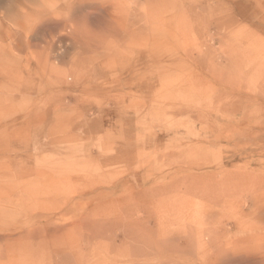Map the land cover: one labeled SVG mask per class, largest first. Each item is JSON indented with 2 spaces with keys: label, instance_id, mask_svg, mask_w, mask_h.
<instances>
[{
  "label": "rangeland",
  "instance_id": "obj_1",
  "mask_svg": "<svg viewBox=\"0 0 264 264\" xmlns=\"http://www.w3.org/2000/svg\"><path fill=\"white\" fill-rule=\"evenodd\" d=\"M70 1L0 0V237H20L9 243L11 260L0 264H46L32 263L26 249L25 236L37 226L45 234L39 242L44 237L67 252L93 232L99 255L84 259L95 258L94 264H114L119 252L143 259L133 239L149 234L150 264H239L246 253L264 254V0H186L197 7L187 18L183 77L161 88L148 84L156 66L145 55L121 60L105 45L94 64V50L80 57L75 38L83 24L68 15ZM60 5L65 29L56 35L64 38L34 41L24 34L27 18ZM78 58H85L79 68L88 75L74 85L58 73ZM120 61L126 69L112 74L111 63ZM132 68L139 69L136 84L112 90L114 78L124 80ZM165 73L175 78L178 69ZM251 192L260 203L255 216L249 200L245 206ZM149 217L157 221L150 227ZM158 222L171 233L158 234ZM54 226L70 228L54 232ZM122 228L132 240L111 239ZM190 229L199 230L197 241H217L183 249L176 235ZM216 247L228 249L229 258L209 256Z\"/></svg>",
  "mask_w": 264,
  "mask_h": 264
},
{
  "label": "bare ground",
  "instance_id": "obj_2",
  "mask_svg": "<svg viewBox=\"0 0 264 264\" xmlns=\"http://www.w3.org/2000/svg\"><path fill=\"white\" fill-rule=\"evenodd\" d=\"M66 1H68V0H66ZM66 1L64 2V0H63V2L65 4H66ZM202 2H203V0H202ZM93 4H95L96 7L93 6ZM91 5H92V8L95 7L94 8L95 11L94 12H90V11L87 12V10H86L87 6H89L91 8ZM62 6H64V5H62ZM62 6L60 5V6H58V8H56V7L48 8V11H46V13L41 11L36 16L27 18V21L24 22V34L28 38L29 37H31V39L33 38L34 41H38L39 39H41V37H45V35L49 36V39H50V37H54L56 42H57V40H59V39L61 40V38H64L63 35L62 36L56 35V33L60 29H62V28L65 29V23L61 22L62 12H63ZM68 6H69V9L67 11L70 10V14H68V15L69 16L71 15L74 19H77L78 21H80V24H83L80 26V29H77V31H76L77 37L75 38V42L77 43L78 47L81 50V53L83 54L80 57H85V56L87 57V55H90L91 52H93V50H94L96 54L90 60V63L94 64V62L96 63V61L100 60V59H98V58H101V56L99 54L103 55L102 53L99 52L100 47L107 45L108 46V48H107L108 52L111 53L112 51H117L116 54L122 57L121 60H123L125 58H128L129 60H135L136 58L145 55V58H147L150 62L155 64L156 69L153 70V72H151V76L148 77V84L151 88H154L157 86H160V88H161V86H163V85H173L175 83H179L182 80L183 70H184L185 65H186L185 64V55L187 54V49H188L187 48V46H188L187 45V34H186L187 33V30H186L187 18H188L189 12H192L197 7L196 5H188V2L186 0H71L69 2ZM43 9L45 10V8H43ZM82 11H86V13L83 12V14H82ZM91 11H93V9ZM196 14L199 15L202 13L200 11V13H196ZM66 15H67V13L66 14L64 13L63 18L65 17L68 19L69 16H66ZM55 17H57V18H55ZM72 17H70V18L72 19ZM56 19H58V20L60 19V20L57 22ZM62 21H64V20L62 19ZM83 22H85V23H83ZM230 22H231V18L229 17L226 19V24H228ZM73 34H74V32H70L66 29V32L64 35H66V37L67 36L70 37L71 35L73 36ZM56 42H52V41H51V43L48 42L49 46L51 47V48H49L50 50H52V48L54 49ZM91 55H93V54H91ZM82 59H85V58H82ZM82 59L78 58L75 63H72L69 66H67L68 64L66 62H64V65L67 66V69L64 70L63 72L58 73V74L63 73L62 77H60V78L65 79L66 77H68L71 80L72 84H74V85L80 84V83H83L84 81H86L88 74L87 73L84 74V72H86V71L79 68L81 66V62H82L81 60ZM104 63H106V62H104ZM120 63H121V61L118 64L117 63L115 64L114 62L111 63V65L113 66L112 74L119 73V69H121V70L126 69V65H124V64L122 65ZM119 65H122V66L119 67ZM52 67H53V65H51L49 67V69H46L44 67L37 68V69H35V72L33 74H37L38 76H40V74L42 72L46 73L47 70L50 71ZM47 68H48V66H47ZM171 68H177L178 69V75L175 78L167 77V74L165 73L166 71H168ZM159 69H163V70L160 71ZM138 71H139V69L132 68L131 70H129L128 75L125 76L124 80H122L120 77H118V78L113 77L116 84L110 86L111 89L114 90V89H119L121 87H132V86H134L136 84V82L139 80V79H137V76H138L137 72ZM24 76H27L25 74V72H24ZM2 77H5V75ZM5 78H8V77H5ZM118 100L121 101L119 98H114V101H118ZM258 187H259V185H258ZM245 188H247V187H245ZM217 189H219V188H217ZM257 190H260V188H258ZM252 192L249 194L247 201H245L246 202L245 206L248 208L250 206V203H252L253 206H252V213L251 214H254V216H255L258 213V211H256V210L259 209V211H260L261 209L259 207L260 203H258V199L256 198V195H253ZM3 193L6 194V191H3ZM258 193H260V192H258ZM255 194H256V192H255ZM222 196L223 195H221V197ZM218 200H216V201H218ZM248 200L250 201V203ZM81 201H83L82 197H81ZM79 202H80V199L75 200L74 204H79ZM253 202H255V203H253ZM211 203H215V202L213 201ZM211 208H213V207L211 206ZM74 209H76V208H74ZM126 211H128V210H126ZM175 211H176V209H175ZM260 213H261L260 219H264V210L260 211ZM101 215H100V217H101ZM81 216H83V215H81ZM123 216H125V215H123ZM147 220H148V218H147ZM76 221H78V220H76ZM76 221L74 220L73 222H76ZM85 221H86V219H85ZM101 221H100V224H101ZM153 221L154 220L152 218H150L149 222L146 221L145 224H147V226L150 227L149 225L151 223H153ZM46 222H47V220H46ZM79 222H82V221H79ZM82 223H84V222H82ZM82 223H81V225H82ZM96 223L98 224V221ZM141 223H142V221H141ZM156 223H157V221H156ZM156 223H153V224H156ZM158 223L160 224V222H158ZM89 224H91L90 220H89ZM94 224H95V222H94ZM159 224L157 225V230H156L158 234H161V235L165 234L166 235V233H171V231L169 229H166L165 227L161 226V224L160 225ZM172 224H174V223H172ZM47 225H49V224H47ZM103 225H105V224L103 223ZM103 225H102V227H103ZM121 225L127 227L126 225L118 223V226L121 227ZM135 225H137V224H135ZM143 225H144V223H143ZM179 225H181V224H179ZM96 226L98 227L99 225H96ZM144 226H146V225H144ZM151 226H152V224H151ZM82 227L83 226H81V228ZM175 227H177V226H175ZM186 227H188V226H184L182 228L186 229ZM68 228H70V227H68V226L55 227L54 232H57V231L61 232V230H65ZM132 228L133 227H131V229ZM95 229L97 230L96 227H95ZM124 229L125 228H122V230H121L122 235H118L119 234L118 233L117 235L112 236L111 239L113 238L115 241H116V239L119 240V238L125 240L126 237L131 239V236H128L129 234L127 235V232L124 231ZM197 229H199V228H197ZM88 230H86L85 232H87ZM96 230H93V231H95V233H96ZM193 230H194V228H193ZM193 230L192 229H190L189 231L184 230L183 233L176 235V237L180 240L181 244L183 245V246H181V247H183V249H184V247H185V249L190 248V245L196 244V242L203 240V239H199V238H197L198 241L195 240L196 236L200 237V235H199L200 229L197 230L198 232L196 230L194 232ZM207 230H209V229H207ZM66 231L68 232V230H66ZM90 231H92V228H90ZM156 231H154L155 234H156ZM98 232H99V230H98ZM88 233H89V231H88ZM90 233H91L90 235H92L93 232H90ZM143 233H144V231H143ZM203 233H204V231L201 234H203ZM39 234L45 236V234H43L37 226L36 229H34V230L32 229L29 232H27V235L25 236L26 238L30 239V243L27 241L29 243V245L26 246V249L28 251V254L30 255L29 259L31 260V262L32 261L36 262L41 258L42 260H44V263H46V264H94L95 258H93V260L90 258L89 259H87V258L84 259V258L87 256H90L91 254H93L94 257H98V255H99V253H98L99 251L97 250V246H100V245L96 246L93 243L92 238L94 237V235L91 236L92 238H89V236H90L89 234L82 235V237H80L79 240L77 238L75 246H74V248L76 247L75 248L76 251L67 252L68 250L65 248L60 247V249H59V248H56V245L51 246L48 243H43L46 240V238H44V237L42 238L43 242H39L38 239H40V236H41V235L38 236ZM83 234H84V232H83ZM54 235L55 234H52V236H51L52 240L56 238V236H54ZM140 237H136V238L134 237L135 239H133V241L136 245H138V247L136 249L141 250V251L138 250L137 253L141 252V254H143V255H141V258H143V259H140L139 256H138L139 259H137V260H136V257H135V260H134V258H132L130 256H129V258H126L125 255H122V254H125L124 252L123 253L119 252L121 255L120 254L118 255L116 253L113 257L114 259H117L114 261V264H150L147 261V259L149 260V258L152 257L153 254H155L154 247L151 246L152 243L150 244V242H152L154 240L153 239L154 235H152V234L151 235L149 234L147 236L141 235ZM170 238H171V236H170ZM0 239L3 241L4 246H5V252H0V260H3L5 258L10 259L11 258L10 249H12L13 243H11V244H9V243L13 242V240L18 241L20 239V237L19 238L16 237V239H14L13 237L10 236V234H7V235H1ZM90 239H92V241H90ZM68 240L70 241V239H68ZM114 240H112V242ZM72 241H74V240H72ZM138 241H140L139 243L144 242L145 245H143V244L139 245L137 243ZM216 241H214L213 238H210L209 240L206 241L207 242L206 244L208 245V244L216 242ZM193 242H195V243H193ZM220 245H219V247H220ZM89 247H90V249H89L90 251L85 252V250ZM128 247H130V246H128ZM177 247H178V245H177ZM219 247L218 248L216 247L218 250L215 249V252H217V253H214V254L210 253L209 256L212 254V255H215V260H221V259L227 260L230 256V254L228 253V249L224 250V248L220 249ZM130 248H135V247H130ZM130 248H129V251L131 250ZM117 249H118V247H117ZM246 250L248 251V249H246ZM0 251H2V250H0ZM22 251L24 252V248ZM114 251L115 250H113V252ZM176 251H178V253H177L178 255L180 254L179 251L182 252L181 249L180 250L176 249ZM206 251L208 252V250H206ZM229 252H231V251H229ZM130 253H131V251H130ZM244 253L245 252H243V254ZM259 253H257V255ZM131 254H134V251ZM236 254H240V253L239 252H232L233 256ZM127 255H129V254H127ZM204 256L206 257V255H204ZM243 257H240V259L237 261L239 264H264V254H260L259 256L256 257V255L246 253V256H243ZM144 258H146V259H144ZM159 259H161V258H159ZM6 262H8V261H6ZM41 264H43V263H41ZM109 264H111V263H109ZM193 264H195V263L193 262Z\"/></svg>",
  "mask_w": 264,
  "mask_h": 264
}]
</instances>
